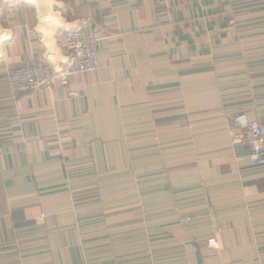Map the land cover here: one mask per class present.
Wrapping results in <instances>:
<instances>
[{
    "label": "crops",
    "instance_id": "1",
    "mask_svg": "<svg viewBox=\"0 0 264 264\" xmlns=\"http://www.w3.org/2000/svg\"><path fill=\"white\" fill-rule=\"evenodd\" d=\"M79 18L98 69L11 95ZM249 121L264 0H0V264H264Z\"/></svg>",
    "mask_w": 264,
    "mask_h": 264
},
{
    "label": "built area",
    "instance_id": "2",
    "mask_svg": "<svg viewBox=\"0 0 264 264\" xmlns=\"http://www.w3.org/2000/svg\"><path fill=\"white\" fill-rule=\"evenodd\" d=\"M63 40L57 55L48 54L36 62L25 60L8 75V86L13 94L36 89L50 91L55 84L66 88L70 79L98 69V40L90 20H75ZM68 95L77 97L78 94L70 91ZM244 127L252 141L248 162L252 167H264V126L257 121H249Z\"/></svg>",
    "mask_w": 264,
    "mask_h": 264
},
{
    "label": "rangeland",
    "instance_id": "3",
    "mask_svg": "<svg viewBox=\"0 0 264 264\" xmlns=\"http://www.w3.org/2000/svg\"><path fill=\"white\" fill-rule=\"evenodd\" d=\"M52 27H53V25H52ZM63 41H64V40H63ZM63 41H62V43H63ZM62 43H61V44H62ZM61 44H60V45H61ZM58 48H59V47H57V49H58ZM57 49L55 50V52H54L53 54H50V55H54V54L57 55ZM55 58H56V57H55ZM39 59H40V58H39ZM52 59H53V58H52ZM24 61H25V60H24ZM24 61H23V62H24ZM55 61H56V60H55ZM23 62H22V64H23ZM34 62H36V61H34ZM22 64H21V65H22ZM18 67H19V66H18ZM18 67H17V68H18ZM98 67H99V64H98ZM15 69H16V68H15ZM15 69H14V70H15ZM14 70H12V71H14ZM12 71H9L8 74H7V77H6L7 83H8V75H9ZM95 71H96V70H95ZM93 72H94V71H93ZM89 73H90V72H89ZM82 75H83V74H82ZM80 76H81V75H80ZM80 76H78V77H80ZM76 78H77V77H76ZM72 79H74V78H72ZM72 79H70V80H72ZM69 83H70V81H69ZM56 85H58V84H55V86H56ZM68 85H69V84H68ZM55 86H54V87H55ZM8 88H9V91H10V94H11V95H13V96L18 95V94H13L9 86H8ZM66 88H67V87H66ZM36 90H42V89H36ZM33 91H34V90H33ZM45 91H46V90H45ZM50 91H51V90H50ZM77 96H78V95H77ZM71 98H74V97H71Z\"/></svg>",
    "mask_w": 264,
    "mask_h": 264
}]
</instances>
